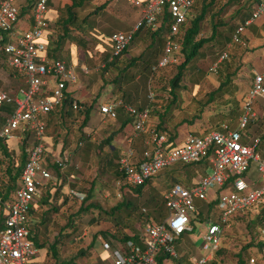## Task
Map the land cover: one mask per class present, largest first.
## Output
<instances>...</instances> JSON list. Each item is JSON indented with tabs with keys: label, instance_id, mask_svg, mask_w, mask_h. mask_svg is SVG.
<instances>
[{
	"label": "built area",
	"instance_id": "obj_1",
	"mask_svg": "<svg viewBox=\"0 0 264 264\" xmlns=\"http://www.w3.org/2000/svg\"><path fill=\"white\" fill-rule=\"evenodd\" d=\"M193 1L133 0L141 10L140 18L131 30L111 34V57L124 52L140 27L156 31L166 10L171 22L162 53L149 69L148 83L151 85L159 71L180 63L181 45L177 36L186 23ZM29 11L31 23L19 29V7L15 0L0 2V50L4 53L5 64L21 78V85L14 91L0 87V107L5 103L13 104L10 112H0V159L3 147L16 158L21 153L20 146H25L26 155L15 187L7 199L0 200V264H39L40 249L30 239V211L35 208L36 199L45 186L53 180L48 168V153L51 163L60 171L70 162L65 152L53 151L48 146L45 128L47 115L62 103L67 84L74 81V68L63 61L47 58L44 35L48 26V0H34ZM261 18H264V0H255L250 17L232 35V43L242 44L245 29ZM227 49L219 53L210 71L215 73L219 64L228 60ZM81 69L86 73L85 67ZM263 80L264 75L254 74L236 129L230 130L222 124L221 130L202 136L188 133L181 145L172 147L166 144L164 133L152 130L151 146L142 151L138 161L132 159L131 149L118 157L117 170L126 187L141 185L176 163L200 164L207 160L209 172L199 176L189 187L174 183L161 193L166 214L161 221L152 218L144 221L138 236L140 245L127 241L123 247L112 248L107 240H101V249L111 258L109 264H157L159 255L166 256L165 259L179 258L174 243L183 233L193 230L200 210L195 206L196 200L213 204L217 220L202 221L206 230L203 235L206 255H189L188 264H207L210 255L219 249L224 230L235 223V218L247 214L258 218L260 226L249 236L257 250L247 256L245 264H264V159L259 153L260 137L246 131L253 118L252 101L264 98ZM154 97L150 90L148 101L152 102ZM78 108L80 106L74 101L73 109ZM119 108L133 117L136 133L144 131L149 106L137 109L121 100L107 99L99 104L97 111L106 120H114ZM11 140L14 144H10ZM252 161L257 164V182L247 177ZM209 191L211 198H208ZM68 193L78 201L85 198L79 191L69 190Z\"/></svg>",
	"mask_w": 264,
	"mask_h": 264
},
{
	"label": "rangeland",
	"instance_id": "obj_2",
	"mask_svg": "<svg viewBox=\"0 0 264 264\" xmlns=\"http://www.w3.org/2000/svg\"><path fill=\"white\" fill-rule=\"evenodd\" d=\"M1 1L4 0H0V2ZM200 1L201 0H195L194 6L189 14L190 16L197 13ZM226 1L227 0H220L217 7H222V5L225 3L227 4ZM19 2L20 5L18 6L20 8L22 7L23 9H27L29 2L28 0H20ZM103 3H106L105 8L103 10H99L97 14H90L87 25H85L81 31L72 30L69 40H66L62 44V47L57 50L56 54L57 58L64 61L66 64H69V60L74 64L77 82L80 80L84 81V83H87V86L82 88V92L85 95H88L90 92V87L91 89H95L90 98L92 105H94L93 110L97 109L102 101L107 100L116 94L114 86L111 84V79L114 77V75H116V71H118V69L109 67L107 70H105L106 68L103 67L104 60L109 56V50H111L109 48L110 43L107 41L106 33H111L115 19L120 20V18H118L119 16L133 19L135 14L134 8H136V6L131 3L130 0H91L90 4L86 5L83 10L77 13L78 19L87 13H92L96 7ZM252 3L253 2L250 1L249 5L251 6ZM235 9L236 5H228L227 8L222 10L219 18H217L225 21L226 23L223 32L226 30L229 24L234 23L237 25L242 20L245 12L247 11L246 8L238 16H236L234 12ZM25 11V14L20 16L19 24H23L25 19H27L28 10ZM231 17H235L232 22H230ZM187 23L188 20L186 25ZM134 24L135 23H133V25ZM133 25L131 26L130 30L133 28ZM53 31V37L56 38V35L61 34L62 29L61 27H54ZM218 32L219 35H221V28H219ZM209 34L210 24L209 20H207L203 22L201 26L200 35L201 37H206ZM226 37L228 38V36ZM230 44L231 42H226L225 38L224 40L220 38L218 41L211 40L204 46V49L200 52V55L189 65V67L186 69L187 72L184 73V88H187L184 91L185 100L188 99V96L194 87L199 86L200 89L198 93L202 94L200 91L209 90L216 84L215 81L218 80V71L214 73L209 69L211 65L218 59L219 52L222 51L225 46ZM149 52L151 55L153 51L150 50ZM155 52H157L155 56L149 55L151 58L149 61V66L150 64L152 65L155 63L157 57L161 54L160 50H155ZM125 63L126 62H122V65H119L118 67L121 68ZM79 66H81V68L85 67L87 69L86 73ZM197 69L202 70L203 76L205 78L204 81L191 78L194 76V74H198L196 72ZM104 70L105 72L103 73ZM191 70H194L195 72H189ZM175 72L176 66L159 71L154 76V82L149 85L148 78L150 72L148 70L143 71L141 67L137 65L131 67V69L128 70V74L132 75L134 79L127 83L120 82L121 85H119L121 86V90L125 92H128L130 89L134 90L135 87H140L144 97H146V94H148L150 90L153 91L154 94L155 92H159V94H161L162 91H165L164 88L166 89L169 79L175 74ZM206 75L210 77L209 79L212 78V83H206ZM136 77L137 79L135 80ZM0 80L2 82V88L10 89L12 91H14L21 84L20 76L5 64V58L1 56ZM192 81L197 82L196 86L191 84ZM100 82H102L101 85ZM106 87H108L107 90L105 89ZM118 93L119 91L117 94ZM118 100H121V98H118ZM121 101L126 103L124 100ZM202 101H204V98ZM194 115L195 114L191 112L187 115L184 114V117L187 120H190V118H194ZM231 124H235V121ZM68 126L69 127L65 128L67 131L62 130L60 133H58V137L55 136L56 131L54 129L51 128L48 131V135L51 137V142L53 141L54 143V140L57 141V144H54L53 151H57V149L59 151V149H61L62 152L66 153L70 162L63 172H55L52 169L53 180L49 182L52 186L48 185L49 183L46 185V190L50 188L51 193L54 192L51 194L49 199V206L54 207L56 212H54L51 217L48 230H44L43 234L41 233V236H44V241L48 243L53 242L54 237L58 233V228L66 224L68 219L67 216L73 215L77 211L80 204L85 200L78 201L70 197L68 193L69 190L83 193L87 198L86 204L97 203L106 209L115 205L122 199L135 201L136 211L127 222L128 229L123 230H120L117 227H112L109 223L104 224L103 222H101L98 226L100 219L96 221L97 224L93 221L96 218V211H90L89 213L82 215L81 218L74 217L75 219L73 222H75L77 231L73 235V239L70 241L66 240V243L63 246H59L61 255L65 257L74 256L80 248L84 249V247L93 237H97L98 232L105 230L108 231L109 235L116 232V235H118L119 238L116 237L117 239H112L109 237H104L103 239L109 241L110 245L115 248L122 247L123 243L120 240L121 233L131 234V231H133L139 236L144 223V217L140 215V209L142 208H146L148 215L156 221H161L164 218V215L166 214V208L163 204L161 193L167 188L162 184L161 179L159 180V178L156 177L152 181V185H147L142 189L140 194H136L133 193L130 188L122 185L121 175L117 176L115 174L114 168L106 163V159L109 158L110 155V149L109 146L106 145L105 140L108 139L107 137H112L110 141L113 145H116V134H113L112 131L118 127V122L115 120H105L100 122L98 127L93 128L91 133L88 134L87 141L91 144H94L95 146L93 147V150H91L92 152L88 155H85V140H79V134L81 133V131L79 132L77 129L79 122L74 123L73 126ZM79 142H82L83 145L78 146ZM10 144H14V141L11 140ZM123 145L124 144H120L121 149L125 147ZM98 147H100V150L96 152V148ZM118 156L119 155L115 157L114 163H116ZM5 166H7L6 163L1 165L0 172L3 171ZM179 170L183 169L179 168ZM190 173L192 174L193 171ZM194 176L195 175H193L192 178H194ZM247 177H249V179L253 182H257L259 173L257 171L256 162L252 161L250 163ZM190 180L192 181L193 179L190 178ZM208 198H211L210 191L208 192ZM195 206L202 212L206 210L209 211L207 217L212 221L217 220L213 204H210V207L207 208L205 201L196 200ZM46 208L47 207L45 206L44 209ZM161 212L163 215L160 214ZM208 218L206 220H208ZM195 221L196 222L193 224V230L182 234V236L174 243V247L178 255H182L181 258L170 259L168 260L167 264H188L187 259L189 254L195 256L203 254L206 255V250H203V245L205 242L203 235L206 231L205 225L204 222H199L198 219H195ZM235 221H237L238 224L231 225L229 228L225 229L222 234L223 237L221 245L224 243L226 248L222 247L223 251H221V253L218 255H214L209 264H237L236 251L247 244L246 240H248V237L258 226H260V220L250 214H247L241 218H235ZM39 253V264L52 263V259L50 257H44L43 250H40ZM90 255L86 259L77 258L76 261L78 264H95L94 261L96 252L92 251ZM220 256H222L221 259L219 258ZM110 260L111 258L108 257L107 261Z\"/></svg>",
	"mask_w": 264,
	"mask_h": 264
},
{
	"label": "trees",
	"instance_id": "obj_3",
	"mask_svg": "<svg viewBox=\"0 0 264 264\" xmlns=\"http://www.w3.org/2000/svg\"><path fill=\"white\" fill-rule=\"evenodd\" d=\"M28 1L29 2H28L27 9L26 8L23 9L22 7L19 8V15H18L19 19H20V16L25 14L26 12L25 10H28L27 14L29 15V12H30L29 10L31 9L32 3L34 2V0H28ZM219 1L220 0H201L198 5L199 9L197 13L192 14L190 16L189 14L195 3V0L193 1V5L187 16L188 23L187 25L185 23L180 28L178 36H177L180 41V45H181V50H180L181 51V61L178 65H176V72L169 79L168 86L166 87V89L164 88L165 91L164 92L162 91L161 93V94L165 93L166 95V99L163 100L162 107L159 109L150 110L149 119L156 118V124L153 127L154 131L164 133L163 131H165L166 129V124L168 123L169 117L171 116V112L176 105L177 98H178V92H180L183 89L181 82L184 81V73L187 72L186 69L189 67V65L200 55V52L204 49V46L211 40L218 41L220 38H222V40H224L225 38V41L231 42L232 45H236V44L239 45V43H232V35L234 34L237 27L244 24V22L250 17L255 0H227L226 1L229 6L233 4L236 5V9L234 11L236 16H238L246 8H247V11L245 12L242 20L237 25H235L234 23L229 24V26L226 28L224 32L223 30L225 28L226 23L225 21H222L217 18H219L220 14L222 13V10L224 8H227L228 5L225 3L222 5V7H217ZM250 1L253 2L251 6L249 5ZM90 3H91V0H66V2L61 7H59L58 13L54 17V19L49 17L48 26L46 29V32L49 31L48 32L49 35L47 37V49H46V55L48 59L61 61L60 59L57 58V55H56L57 50L62 47V44L66 40H69L72 30L81 31L83 27L87 25L90 14H97L99 10H103L106 6V3H103L100 6L96 7L92 11V13H87L86 15L78 19L77 13L83 10L84 7ZM234 19L235 17H231L230 22H232ZM207 20H209V24H210V34L207 35L206 37H201L200 35L201 26L203 22ZM170 22L171 20L169 18V15L167 11L164 10L160 18V25L156 31L152 32L145 27H140L136 32L133 33L130 42L128 43V45L124 49V52L120 56L111 57V52H109V56L104 60L103 67L106 68L105 70H107V68L109 67H114L115 69H118V71H116V75H114V77L111 79V84L114 86V90L116 94L113 97H110L109 99L121 98V100H124L127 104V99L129 98L128 94H130L132 90L130 89L128 90V92L122 91L120 82L127 83L130 80L134 79L132 75L128 74V70H130L131 67L139 65L143 71H146V70L149 71L150 66H151V64L149 66V61L151 60L150 56L156 55L157 52H155V50H160L162 53L161 49L163 48L164 38H165L166 33L168 32V26ZM250 26L251 25H249L248 27ZM54 27L55 28L61 27L62 29L61 34L56 35V38H54L52 34L54 32L53 31ZM219 28H221L222 30L221 35H219V32H218ZM108 33H106L107 41L108 43H110L109 40H110V36L112 33L110 34ZM226 36H228V38ZM139 42H141V44L143 45V50L139 53V55L125 58L124 56L126 55L128 51V47H130L131 45L138 44ZM227 48L228 47L225 46L222 50H225ZM150 50L153 51L151 55L149 52ZM0 56L4 58V53L1 50H0ZM205 57H206V54H205ZM228 57H229L228 60L221 62L222 65L219 64V67L217 70L219 85L217 89L209 92L207 95L205 94L203 105L213 101L214 97L219 96L220 91L223 88H225V86H227L228 81L231 79L232 76H234V71L230 69L232 68V65H231L232 63L229 62L230 61L229 51H228ZM122 62H126V63L123 64L121 68L118 67L119 65H122ZM105 70L103 71V73L105 72ZM189 72H195V71L191 70ZM196 72L198 74H194L195 76L199 78H204L203 72L201 69H197ZM219 77L225 80L219 81ZM1 86H2V82L0 80V87ZM135 89L139 90L138 87H135ZM118 91L119 93L117 94ZM161 94L159 95V92H158V95L156 96L159 98L162 96ZM206 96H207V99H206ZM74 101L77 102L80 108L73 109ZM12 108H13V104L5 103L0 107V112L8 113L12 110ZM93 108H94V105H92V103L88 104L87 102L77 101L71 98L66 93L62 103L47 115V122H46V128H45V139H46V142L48 143V146H50V148L53 150L54 144H57V141L55 140H54V143L53 141L51 142V137L50 135H48V131L51 128L56 131L55 136L58 137V133H60L62 130H66L65 128L69 127L68 125L73 126L74 123L79 122V126L77 127L79 132L81 131V133L79 134V140H85L84 141L85 142L84 143L85 155L90 154L92 152L91 150H93V147L95 146L94 144H91L87 141L88 134L91 133V131L94 128V123L91 117V112ZM135 108L141 109L140 107H135ZM117 112H118L117 114L118 117H116V119L114 120L118 122V127L116 130L112 131V133L116 135L119 133L120 130H122L124 126L133 122V117L129 115L128 113H126L125 111H123L121 108H119ZM101 117L103 118L104 116L101 115ZM104 120H106L105 117H104ZM114 120H106V121H114ZM1 122L2 121L0 119V123ZM107 138L108 139L105 140V143L106 145L109 146L110 155H109V158L106 159V163L114 168L115 174L117 176H120L121 174L117 172L118 170L116 168L117 167L116 163H114V159L118 155L116 146L113 145L110 141L112 137H107ZM173 138L174 136L172 135V137L170 136V138L166 139V144L168 145L170 140H172ZM79 143H78V146H80ZM24 148L25 146H20L19 149L21 150V153L15 158L14 153L9 152V150L6 147H3L2 158L0 159V167L2 164H5V163L7 166H5L3 168V171L0 172V174H2L0 175V200L1 201L7 199L8 194L15 187L16 179L18 178L20 174L21 168L26 158L25 152L23 151ZM59 150L60 152H62L61 149ZM99 150H100V147L96 148V152H98ZM48 162H49L48 168L51 171V173H52V169L55 172H63L67 168L66 167L65 169L60 171L55 165L51 163V159L49 158V153H48ZM179 168H182L183 170H179ZM208 168H209V163L207 162V160L203 161L200 164L176 163V164H173L171 166H168L160 170L154 177L145 181L143 184L137 185V186H131L128 188H130L133 191V193L140 194L144 187H146L149 184L152 185L153 183L152 181L156 177H158L159 180L161 179L162 184L166 188L170 187L174 183H181L182 185L189 187L192 185L193 181L197 179L199 176L207 174ZM191 171H193L192 174L195 175L194 178H192L193 175L190 173ZM190 178L193 180L191 181ZM121 179H122V175H121ZM48 185L52 186L51 183H49ZM53 193H51L50 188L46 190V186H45L42 193L36 199V202H37L35 203L36 209L35 210L32 209L30 211L31 219H32L30 221V234H31L30 239L40 250H43L44 257L47 256L52 259L51 264H78V262L76 261L77 258L86 259L87 257H89L92 251L98 250L97 237L95 236L84 247V249L80 248L74 256L65 257L61 255L59 251V246L61 245L63 246L66 243V240H69V241L72 240L73 235L77 231L75 222H73V220L75 219L74 217L81 218L82 215L87 214L90 211H96L95 213L96 218L93 221L97 224L96 221L100 219L98 226L101 222H103L104 224L109 223L112 227H115V228L117 227L118 229L123 230V229H128L127 222L129 221L131 216L136 211L135 201H131L128 199H122L115 205L106 209V208L101 207L97 203L86 204L87 198L85 197L84 198L85 200L83 201V203L80 204L77 211L73 215L71 216L68 215L69 217L67 216L68 219L66 221V224L58 228V233L54 237L53 242L51 243H48L46 241L40 242L37 239V235L41 232L40 228L42 230H48V225L50 224L51 217L53 213L56 212L55 211L56 209L54 207L49 206L50 205L49 199L51 197V194ZM43 206L44 207L46 206L47 208L44 209ZM209 207L210 205L207 204V208ZM142 209H144L145 212H142ZM142 209H140V215L144 217L143 218L144 221H146L149 218H152L151 216L148 215L146 208H142ZM160 214L163 215L162 212ZM208 214H209V211L207 210L204 212L199 210L197 219L199 220V222H202L208 218L207 217ZM0 226H1V223H0ZM98 234L106 238L108 237L112 239L119 238V236L116 235V232L109 235L108 231L106 230L100 231L98 232ZM120 240L123 243L122 244L123 246L126 244L127 241H132L133 243L140 245L138 235L137 233H134L133 231H131V234L121 233ZM247 246L249 245H245L241 247L239 253H236L237 264H245V260H244L245 252H243V250H245ZM111 247L115 248L113 246ZM218 250L221 251L220 249ZM181 256L182 255H180L179 258H181ZM107 258L108 257L105 258L103 255L100 256L99 254H97L95 257V260H96L95 264H107V262L109 264V261H107ZM165 258L167 257L163 255H159L157 257V264H163V260Z\"/></svg>",
	"mask_w": 264,
	"mask_h": 264
},
{
	"label": "crops",
	"instance_id": "obj_4",
	"mask_svg": "<svg viewBox=\"0 0 264 264\" xmlns=\"http://www.w3.org/2000/svg\"><path fill=\"white\" fill-rule=\"evenodd\" d=\"M19 1L20 0H15L17 6L20 5ZM132 1L133 0H130L131 3ZM139 1L145 2L146 0H139ZM65 2L66 0H48V14H47L48 19L49 17L54 19V17L58 13L59 7H61ZM134 9H135V14L133 16V19H130L129 17L126 18L123 16L118 17L120 18V20L115 19L114 25L112 26L111 29V33L117 31L127 32L130 30L133 23L137 22L141 15V10L139 7L136 6V8ZM28 16L29 15H27V19H25L23 24L18 25L19 29H25L29 26V23H31V21L29 20ZM48 32L49 31H47L44 35V41L46 42V44H47V37L49 35ZM241 39L243 41L242 44L228 45V51L230 52L229 62L232 63L231 69L234 71V76H232L231 79L228 81L227 86H225V88H223L220 91L219 96L214 97L213 101L203 105L202 99L204 98L205 94L207 95L209 92L217 89L219 85L218 80L215 81L216 84L211 89L206 91H200L202 94L198 93L200 87L196 86L197 82L192 81L191 84L195 85L196 87H194L193 90L190 92V95L188 96L187 100H185L184 98V91L187 89L186 87L184 88L185 81L181 82L183 89L180 92H178L176 105L171 112V116L169 117L168 123L166 124V129L165 131H163L166 135V139L170 138V136L172 137V135L174 136V138L170 140L168 145L170 146L181 145L184 142L185 136L188 133L194 134L196 136H202L212 131L221 130L222 124H226L230 130L237 128L238 117L242 113L243 99L247 96V93L251 87L254 74L264 75V18L258 19L253 24H251L250 27L246 28ZM109 48L111 49L110 45ZM142 50H143V45L141 44V42L135 45H131L130 47H128V51L124 57L129 58L132 56H137ZM68 63L69 64L67 65H70L73 68H75L74 64L70 60ZM79 67L81 68V66ZM73 76H74V81L69 82L67 84L66 93L71 98L77 101L87 102L88 104H91L92 102L90 101V98L92 93L95 91V89L94 88L91 89V87L90 89L88 88L90 92L88 93V95H85L82 92L83 90L82 88L86 87L87 83H84V81H80V80L77 82L75 70L73 72ZM137 77L135 78V80L137 79ZM191 78H195L201 81L205 80V78H199L195 75L192 76ZM209 78L210 77L206 75V83L208 82L212 83V78L211 79ZM222 80L225 79L219 77V81ZM101 84L102 82H100V85ZM263 85H264V80H263ZM105 89L107 90L108 87H106ZM128 95L129 98L127 99V104L129 103V105L133 107H140V108L149 106L150 110L161 108L163 104V100L166 99L165 93L161 94L162 96L158 98L156 96L158 95V92L157 93L155 92L154 100L152 102H149L147 99V94L146 97H144L142 91L140 90V87L139 90L134 89ZM93 109L91 112V117L95 128L98 127L100 122H103L105 120L104 117L102 118L101 114L98 113L97 109L95 110ZM191 112L195 114L194 118H190V120H187L184 117V114L187 115ZM252 112H253V118L248 123L246 131L249 134L258 135L260 137L261 142L259 145V153L261 159H264V98L263 97H257L252 101ZM234 121L235 124H231ZM155 124H156V118L149 119V121L145 125L144 131L141 133H136L134 131L132 123H129L126 126H124L122 130L119 131V133L116 135L115 138V142H116L115 146L118 155L120 156L126 149H131L133 153L132 159L134 161H138L141 157L142 151L146 147L151 146V131L154 130L153 127L155 126ZM120 144H124L123 146L125 147L121 149ZM207 171H209V169ZM35 209H36V204L33 210ZM237 224H238L237 221H235L233 225H237ZM40 230L42 229L40 228ZM43 232L44 230H42L37 235V239L40 242L44 241V236H41V233L43 234ZM103 238L104 237H102L100 234L97 235L98 250L95 252L96 255L97 254H99L100 256L103 255L106 258L108 257V254H106V252H104L100 247V241L104 240ZM246 243H247L246 245L249 246H247V248L243 250V252H245L244 260H246L247 256L250 253L255 252L257 250V247L255 248L254 243L250 241L249 237L248 240H246ZM224 245H225L224 243L223 245L220 244L219 249L221 251H223L222 247L226 248ZM240 249L236 251V253H239ZM218 251L210 255V259L208 260L207 264L210 263L214 255H218L221 253V251L219 252ZM219 258L221 259L222 256H220ZM168 260L170 259H164L163 264H167ZM94 263H96V260L94 261Z\"/></svg>",
	"mask_w": 264,
	"mask_h": 264
}]
</instances>
